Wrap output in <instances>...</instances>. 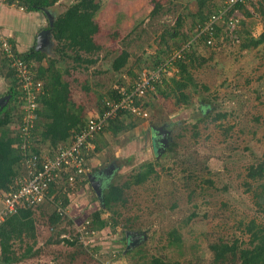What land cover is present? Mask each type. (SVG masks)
<instances>
[{"label":"rangeland","instance_id":"obj_1","mask_svg":"<svg viewBox=\"0 0 264 264\" xmlns=\"http://www.w3.org/2000/svg\"><path fill=\"white\" fill-rule=\"evenodd\" d=\"M76 1L59 0L49 11L55 19ZM100 1L97 37L104 47L83 53L95 62L80 67H74L73 59L60 62L62 70L67 69L64 76L70 83L74 109L82 110L87 119L103 112L110 90L133 84L156 60L162 59L168 68L174 52L189 42L188 37L183 42V36L199 33L194 25L200 19L199 11L207 15L226 0ZM246 9L249 15L243 11L236 16L239 42L232 41L235 38L222 21L214 45L201 41L191 49L194 56L189 69L196 84L185 89L191 95L189 103L177 104L179 92L173 91L172 82H164L168 96L152 87L146 99L151 102L146 106L147 116H139L131 108L118 111L107 120V130L95 139L89 172L100 177L101 195L111 183L132 181L146 162L156 163L157 172L145 183H131L124 189L126 202L116 207L120 215L115 229L89 232L91 236L85 233L86 216L101 207L97 191L89 184L85 190L72 191L71 205L54 229L49 225L54 205L44 203L36 211L34 249L39 252L14 264H152L153 257L168 264H218L211 243L235 238L248 241L246 225L252 220L264 221L252 192L259 181L247 175L251 165L264 161V41L247 48L243 42L264 34V0L248 1ZM15 11L21 13L14 12L10 18H18L16 25L27 27L20 34L31 39L33 33L28 32L37 26L19 18L23 13L19 8ZM49 25L48 16L43 29ZM3 29L0 26V37H10ZM175 30L178 33L172 38ZM55 44L44 51L48 57L61 58ZM124 51L129 53L128 60L115 70L113 63ZM1 67L0 95H4L9 82ZM120 114L124 129L116 133L109 124ZM219 114L225 116L217 118ZM160 128L175 143L172 150H168L169 139L167 149L159 152L156 148L153 131ZM51 150L45 146L42 154ZM111 215V211L103 213L109 219ZM126 231L136 233L135 246L129 247L130 241L123 239ZM174 231L181 234L178 245L172 244ZM19 247L15 244L18 252Z\"/></svg>","mask_w":264,"mask_h":264},{"label":"trees","instance_id":"obj_2","mask_svg":"<svg viewBox=\"0 0 264 264\" xmlns=\"http://www.w3.org/2000/svg\"><path fill=\"white\" fill-rule=\"evenodd\" d=\"M59 0H19L18 5L24 6L25 12L38 11L45 12L46 9H51V7ZM251 1V0H249ZM14 0H8L10 5ZM1 3V2H0ZM225 2L217 6L209 14H204L200 10V19L198 23L194 24L200 27L207 17L214 11L220 9L221 6L225 5ZM17 8V7H16ZM101 8L100 0H77L72 5H70L64 12L56 14L54 19V25L52 27L53 38L56 42L55 48L56 53L60 54L61 58L48 57V54L42 50H36L35 43L27 50H21L16 41L10 36L7 39L12 44V51L4 50L1 47V59L2 65L1 70L5 78L8 79L9 88L6 93L2 96L10 95V98L0 105V194L9 191L10 187H18V180L25 174V169L23 167V155L22 147L19 145L21 138L19 137V126L21 125V118L23 117V87L24 77L21 76L17 68L14 66V61L19 58L25 64L28 75L33 80L34 84L38 81L42 82V92L38 95L39 107L36 111V120L34 129L31 135V142L29 148L31 152L39 155L44 150L45 146H50L52 149H56L61 144H66L74 133L82 129L88 119L84 117L83 111H75L74 102L71 99V87L69 80L64 76L65 71L62 70L60 66L61 60L73 59L75 61L74 67H80L87 63L95 62L92 57L84 56V54H91L94 51L101 50L104 47V43L99 40L98 32L100 30V22L97 20L96 16ZM235 9H240L244 11L246 15H249V10L246 9V3L237 2L231 9L230 13ZM27 10V11H26ZM155 13V10L151 13ZM252 14V13H251ZM181 20L178 21V26H181ZM50 25L47 27L49 28ZM221 28H218L217 34L220 33ZM178 33L175 30L171 33L173 38ZM240 36L239 33H237ZM166 35H163V38ZM184 41L191 39V37L186 34ZM188 37V38H187ZM185 38H187L185 40ZM208 39V37H203L198 40L200 43L203 40ZM37 40V38H36ZM264 41V34L256 39H252L250 43L246 41L243 42V47L247 48L251 45L258 46ZM211 46V45H209ZM191 51V50H190ZM194 50L191 53L188 51L184 58H178L171 62L168 68L161 70L160 74L164 76L163 80L153 81L156 85L154 88L167 97L168 93L163 89V84L172 82L173 91L179 92L175 97L177 98V104H187L190 102L191 95L185 92V89L190 84H196L195 80L190 72L191 64L193 63ZM129 53L127 51L122 52L114 61L113 66L115 70H120L127 62ZM163 63L162 59L156 60L152 67L148 70V74L151 73L155 67ZM7 68L5 71L4 69ZM171 73L169 79L166 78L168 74ZM137 80L129 86H119L114 87L109 92V98H105L103 101L104 106L102 110L107 107V100H120L121 98L133 92L136 86ZM153 92V91H151ZM150 94V90L147 92V96ZM146 97L137 98L136 104L144 102L145 106L151 105ZM100 99L104 98V95H99ZM104 100V99H103ZM80 108V107H79ZM103 110V111H104ZM122 111V110H120ZM127 113V112H126ZM123 115L125 113H122ZM225 116L224 114H219L217 118ZM121 114L119 118L115 121H111L109 128L114 130L116 133L124 129V124L120 121ZM103 131L107 130V124L105 125ZM97 138V137H96ZM95 138V139H96ZM95 142V140H94ZM175 143L170 142V147L168 150H172ZM97 149L99 146L97 145ZM156 163L146 162L142 165V169L139 170L134 176L133 180L127 183L118 184L111 183L105 188L102 197L103 201H100V209H96L89 215L86 216L85 230L91 232L92 230L100 231L106 227H115L118 225L117 215L120 212L116 210V207L120 203H125L126 198L124 197V189L129 187L131 183L142 184L145 183L154 173H156ZM248 177L253 181H259L257 187L252 191L255 197V205L264 214V161L260 162L258 165H251L247 173ZM90 184L92 186L90 177L87 176L83 182L80 183L78 189L84 188ZM55 188H51L48 193V197L43 203H40L36 207H19V209L6 216L3 221L0 222V264H14L21 261L24 258H29L34 256L39 252V249H34V244L37 238V221H36V211L41 209L44 203H49L54 209L49 215V225L54 229L64 218L65 215L60 214L56 210V202L63 201V205L67 208L70 207L72 202V196L70 190L64 191L60 190L54 197L53 202L49 195H52ZM100 199V198H99ZM105 211H111L112 215L110 219L104 217L103 213ZM249 238L245 243L238 238L232 241L220 240L219 242H214L210 244V248L214 253V262L218 264H264V221L258 223L256 220L250 221L246 225V230ZM128 231L125 232L123 239L130 241V236L127 235ZM174 233L173 243L177 245L181 241V234ZM88 235H90L88 233ZM32 240V242H30ZM59 241V240H58ZM70 244H75L74 241H68ZM19 243L20 252L15 249V244ZM24 244L26 245L24 251ZM126 250V249H125ZM132 248L129 249V253L132 252ZM152 264H168L165 263L159 257H153Z\"/></svg>","mask_w":264,"mask_h":264},{"label":"built area","instance_id":"obj_3","mask_svg":"<svg viewBox=\"0 0 264 264\" xmlns=\"http://www.w3.org/2000/svg\"><path fill=\"white\" fill-rule=\"evenodd\" d=\"M19 0H14L13 7H17L20 10H24V6L18 5ZM249 0H226L225 5L221 6L219 10L210 14L204 23L199 27V33L196 36H191L189 42L180 47L174 52L172 59L184 58L186 53L197 45L198 40L203 37L208 39L203 40L206 45H214L215 35L217 34L220 23L228 25L231 38H235L232 41H240V37L235 29L236 16L238 12H242L240 9H235L230 13L232 7L237 2L248 3ZM1 3H8V0H0ZM0 45L4 50L12 51V44L6 37H0ZM14 66L17 68L18 73L24 77L23 98L24 106L22 109L23 117L21 118V125L19 126L21 138L20 146L22 147L23 167L25 174L18 180V187H10L9 191H5L0 194V222L5 219L6 216L16 212L19 207H36L40 203H43L48 197V193L51 188H55L52 195L49 198L54 201L55 195L63 190L78 191L80 183L90 175V160L95 145V138L103 131L107 120L117 114L120 110H126L131 108L134 113L139 116H147L148 110L144 102L136 104L137 98L146 97L147 92L155 87V79L159 80V74L161 70H164L166 66L160 63L155 67L150 74L144 73L139 75V80L133 89L125 97L120 100H107L106 109L95 117H89L86 125L73 134L71 139L66 144L59 145L58 148L51 150L48 154L36 155L32 153L29 148L31 142V135L34 129L36 120V111L39 107L38 95L42 92V82L38 81L34 84L29 76L28 70L19 58L14 61ZM129 102L127 105L126 103ZM56 210L64 215L67 211V207L63 205V201L56 202ZM88 223V222H87ZM86 227V226H85ZM85 233L88 234L85 230ZM91 233H96L92 230ZM91 236V235H90Z\"/></svg>","mask_w":264,"mask_h":264},{"label":"crops","instance_id":"obj_4","mask_svg":"<svg viewBox=\"0 0 264 264\" xmlns=\"http://www.w3.org/2000/svg\"><path fill=\"white\" fill-rule=\"evenodd\" d=\"M15 8L16 7H13L11 5L0 3V26L4 28L3 31L8 33L9 36H13V39L16 41L18 47L21 50H27L35 43V41H37L36 38L38 36V33L44 28L43 26L45 23V19L46 17L48 18V15L45 12L22 11L23 13L19 15V18H22L24 21L29 20L30 25L37 26L36 29L28 32V33H33L31 39L28 40V37L27 39H25L23 35L20 34L24 32L26 33L27 27L25 25L22 26V23L16 25V19L18 18L14 19V18H10L9 16V15L13 16L14 12H17L15 11ZM17 13H21V12H17ZM54 14L55 13H53V15ZM24 27H26V29ZM52 43L54 44V41H52Z\"/></svg>","mask_w":264,"mask_h":264},{"label":"water","instance_id":"obj_5","mask_svg":"<svg viewBox=\"0 0 264 264\" xmlns=\"http://www.w3.org/2000/svg\"><path fill=\"white\" fill-rule=\"evenodd\" d=\"M45 13L49 16V20H50V27L49 28H45L42 29L37 36V41H36V50H42L44 51V48L48 45H53L52 41L55 42L54 38H53V31H52V27L54 25V17L52 16V14L50 13V11L48 9L45 10ZM52 43V44H51ZM10 98V95H6L0 98V105H3L4 103H6V101ZM163 128L158 129H154L155 131V135L157 137L156 143L159 145V142L161 143L160 148H162L165 144L163 141H160V134H161V130ZM160 148H159V152H160ZM90 177V181L91 184L93 186V188L97 191L99 197H100V201H103V197L101 195V188H100V181L96 180V175H89ZM127 235H131L130 236V243H129V247L130 246H135L137 244V239L135 237L136 233H130L128 232Z\"/></svg>","mask_w":264,"mask_h":264},{"label":"flooded vegetation","instance_id":"obj_6","mask_svg":"<svg viewBox=\"0 0 264 264\" xmlns=\"http://www.w3.org/2000/svg\"><path fill=\"white\" fill-rule=\"evenodd\" d=\"M153 130V129H152ZM164 130H165V128H164ZM164 130H161V134H160V141H165V142H163L165 145L161 148V149H167V146H168V143H167V139H169V146H170V142L172 141L171 139V137H168L169 136V134H164ZM154 133H155V131H153ZM160 146H161V143L159 142V145L157 144V147L156 148H160ZM100 177L99 176H96V180H100L99 179Z\"/></svg>","mask_w":264,"mask_h":264},{"label":"bare ground","instance_id":"obj_7","mask_svg":"<svg viewBox=\"0 0 264 264\" xmlns=\"http://www.w3.org/2000/svg\"><path fill=\"white\" fill-rule=\"evenodd\" d=\"M76 90V89H75ZM101 159V158H100ZM126 242V241H125Z\"/></svg>","mask_w":264,"mask_h":264},{"label":"clouds","instance_id":"obj_8","mask_svg":"<svg viewBox=\"0 0 264 264\" xmlns=\"http://www.w3.org/2000/svg\"><path fill=\"white\" fill-rule=\"evenodd\" d=\"M237 31V30H236ZM240 37V36H239Z\"/></svg>","mask_w":264,"mask_h":264}]
</instances>
